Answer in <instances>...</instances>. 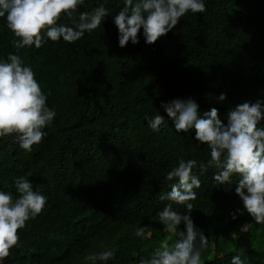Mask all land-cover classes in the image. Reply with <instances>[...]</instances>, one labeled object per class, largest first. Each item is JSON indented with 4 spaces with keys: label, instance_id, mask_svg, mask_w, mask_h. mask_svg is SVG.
<instances>
[{
    "label": "trees",
    "instance_id": "1",
    "mask_svg": "<svg viewBox=\"0 0 264 264\" xmlns=\"http://www.w3.org/2000/svg\"><path fill=\"white\" fill-rule=\"evenodd\" d=\"M204 2V13H187L155 44L145 43L141 29L139 43L124 48L113 20L124 0H84L77 19L100 4L109 9L98 29L74 44L45 37L41 48L19 52L0 18V61L11 52L30 65L57 113L31 153L13 137H0V190L16 198L15 180L24 176L47 197L4 264H88L86 255L103 250L115 252L107 264H139L164 240L179 238L158 218L170 203L160 197L176 182L165 176L181 157L206 163L210 149L194 139L195 129L177 132L161 102L192 98L200 116L215 107L227 124L237 104L264 100V0ZM58 24L72 26L65 17ZM159 114L165 123L153 131L148 119ZM215 171L193 169L201 187L190 215L208 238L204 264H231L237 254L245 264H264V224L246 211L232 218L243 209L235 193L239 177L216 184ZM139 227L144 238L135 235ZM185 231L181 222L178 232Z\"/></svg>",
    "mask_w": 264,
    "mask_h": 264
},
{
    "label": "clouds",
    "instance_id": "2",
    "mask_svg": "<svg viewBox=\"0 0 264 264\" xmlns=\"http://www.w3.org/2000/svg\"><path fill=\"white\" fill-rule=\"evenodd\" d=\"M84 0H0V18H6L7 28L14 34L12 47L19 52L26 47L36 49L45 43V37L53 42L63 39L74 44L85 33L98 29L110 14L100 4L91 11L75 13ZM204 0H124L123 7L113 16L118 29V44L124 48L131 42L139 43L141 29L146 44H155L172 31L187 13H204ZM65 17L72 22L58 24ZM51 95V92L48 93ZM217 99L224 101L226 93ZM168 117L174 121L177 132L188 133L195 129L194 139L210 149L207 162L195 159L185 161L181 157L178 166L165 176L171 184V191L160 197L167 200L158 212L159 222L164 230L179 238L164 240L151 253L150 258H141L139 264H204L202 250L207 247L208 238L199 230L191 218L194 206L190 201L197 198L194 191L201 187L199 176L193 169L199 168L203 175L212 168L216 171V184L230 183L238 176L235 193L242 201L243 209L232 213L243 215L246 211L257 224H264V100L244 101L228 112L227 124L213 107L203 116L198 113L199 105L192 99L175 98L161 102ZM57 113L47 106L36 74L30 65H25L17 54L8 53L0 61V137H13L20 149L31 153L34 145L40 144L47 133L44 129L52 124ZM147 116V114H146ZM162 115L148 119V126L157 131L164 124ZM16 198L10 192L0 190V264L12 255V249L21 243L19 230L26 227L30 219L42 213L47 197L33 189L32 182L24 177L15 180ZM173 204L184 206L185 213L173 209ZM184 223L186 231L178 232ZM145 228L139 227L135 235L144 238ZM115 257L113 250H103L84 257L88 264H107ZM231 264H245L239 254L232 257Z\"/></svg>",
    "mask_w": 264,
    "mask_h": 264
}]
</instances>
